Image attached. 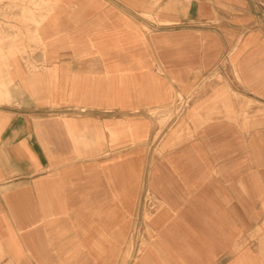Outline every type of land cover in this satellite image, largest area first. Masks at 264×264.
I'll return each mask as SVG.
<instances>
[{
	"label": "crops",
	"instance_id": "obj_1",
	"mask_svg": "<svg viewBox=\"0 0 264 264\" xmlns=\"http://www.w3.org/2000/svg\"><path fill=\"white\" fill-rule=\"evenodd\" d=\"M49 2L0 60V264H264V0Z\"/></svg>",
	"mask_w": 264,
	"mask_h": 264
},
{
	"label": "rangeland",
	"instance_id": "obj_2",
	"mask_svg": "<svg viewBox=\"0 0 264 264\" xmlns=\"http://www.w3.org/2000/svg\"><path fill=\"white\" fill-rule=\"evenodd\" d=\"M52 7L53 4L49 0H0V16L11 20V13L18 14L17 18L13 19L18 22V28L14 27L17 29V35L0 36V60L3 64L4 60L11 59L13 55L27 59L42 51L44 53L45 49L38 36L37 28L43 20L42 13L44 11L48 13ZM23 32L27 35L25 36ZM169 118V115L164 116L163 121Z\"/></svg>",
	"mask_w": 264,
	"mask_h": 264
}]
</instances>
